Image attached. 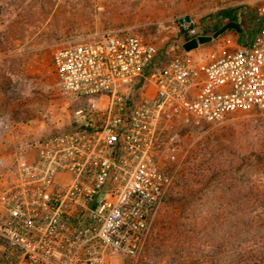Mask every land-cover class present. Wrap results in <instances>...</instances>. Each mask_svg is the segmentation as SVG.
Returning <instances> with one entry per match:
<instances>
[{
  "label": "built area",
  "instance_id": "obj_1",
  "mask_svg": "<svg viewBox=\"0 0 264 264\" xmlns=\"http://www.w3.org/2000/svg\"><path fill=\"white\" fill-rule=\"evenodd\" d=\"M253 17L260 27L243 46L203 60L185 52L152 70L154 46L133 33H104L55 50L59 94L87 99L90 108L75 112L74 126L43 138L32 156L10 164L0 158V264L136 258L173 184L156 160L162 124L217 125L264 112V3ZM177 27L201 36L190 16ZM140 80L146 90L133 99ZM7 128L0 117V138ZM173 150L167 161H174Z\"/></svg>",
  "mask_w": 264,
  "mask_h": 264
},
{
  "label": "rangeland",
  "instance_id": "obj_2",
  "mask_svg": "<svg viewBox=\"0 0 264 264\" xmlns=\"http://www.w3.org/2000/svg\"><path fill=\"white\" fill-rule=\"evenodd\" d=\"M22 3L17 17L18 11L13 12L8 2L0 0V117L8 125L0 138V158L5 164L32 156L43 138L74 126L75 112L90 108L87 99L69 100L59 94L52 66V55L58 48L104 33H133L154 46L156 59L152 70L172 56L185 54L182 49L185 41L177 27L181 17L193 18L201 36H211L229 21H240L241 27L247 28L243 36L226 29L210 42L187 52L191 59L203 60L247 43L260 27L253 14L264 0H23ZM16 17L18 28L14 26L13 38L8 29ZM146 86L142 80L136 82L132 98L143 95ZM151 89L148 88L147 96L152 95ZM158 142L160 152L156 160L172 173L173 184L151 217L138 256L118 259L116 264L174 263L171 257L146 251L150 244L163 247L157 242L163 238H159L161 227L171 217L179 216V205L172 199L186 194L193 203H203L204 206L195 203L191 213L202 217L208 203L221 201L229 211L233 202L246 201L250 184L264 185V166L247 167L253 157L255 163L264 161V112L238 113L220 124L198 127H174L166 122L162 124ZM171 148L175 155L172 162L166 159ZM217 172L221 173V179L215 182L211 176ZM216 186L219 188L215 189ZM206 187H210L209 192ZM225 187L230 191L219 190ZM175 192L180 195H174ZM225 229L228 230V225Z\"/></svg>",
  "mask_w": 264,
  "mask_h": 264
},
{
  "label": "trees",
  "instance_id": "obj_3",
  "mask_svg": "<svg viewBox=\"0 0 264 264\" xmlns=\"http://www.w3.org/2000/svg\"><path fill=\"white\" fill-rule=\"evenodd\" d=\"M5 1L12 7L13 12L18 11L16 16L20 17L19 8L23 0ZM17 17L8 29L13 38L16 36L15 29L18 28ZM232 23L239 31L230 29L243 36L247 28L241 27L240 21ZM179 34L183 41L192 39L181 29ZM7 46L10 49L12 45ZM255 159L251 158L247 167L264 166V161L255 163ZM220 175V172L212 174L211 180L215 178V182L219 181ZM206 188L209 192L210 187ZM214 188L218 189L219 186ZM233 189L236 190V187ZM247 189L245 202H233L229 211L226 210V204L221 201L210 202L201 213L202 217L191 215L196 202L193 203L188 197L186 198V194L172 199L179 205V216L171 217L165 222L164 227H161L162 236L159 238H163L157 239V242L163 247L158 245L150 247L152 245L150 244L146 251L158 256L171 257L172 262L176 264H264V185L250 184ZM219 190L230 191V188ZM191 192L189 191V195ZM178 194V192L174 193V195ZM196 204L204 206L201 202ZM227 225L228 230L225 229ZM193 247L199 248L193 249Z\"/></svg>",
  "mask_w": 264,
  "mask_h": 264
},
{
  "label": "water",
  "instance_id": "obj_4",
  "mask_svg": "<svg viewBox=\"0 0 264 264\" xmlns=\"http://www.w3.org/2000/svg\"><path fill=\"white\" fill-rule=\"evenodd\" d=\"M230 28L236 29L237 31H239L238 27L234 23H228V24L224 25L221 29L216 31L214 34H212L211 36H203L202 35V36H197L195 38H192L190 40L185 41L182 45V49L185 52H189V51L197 48L199 45L210 42L218 34L222 33L226 29H230Z\"/></svg>",
  "mask_w": 264,
  "mask_h": 264
},
{
  "label": "crops",
  "instance_id": "obj_5",
  "mask_svg": "<svg viewBox=\"0 0 264 264\" xmlns=\"http://www.w3.org/2000/svg\"><path fill=\"white\" fill-rule=\"evenodd\" d=\"M188 54V53H187Z\"/></svg>",
  "mask_w": 264,
  "mask_h": 264
}]
</instances>
